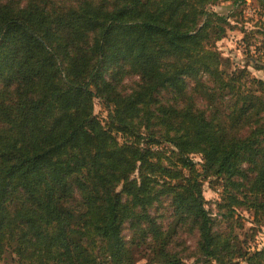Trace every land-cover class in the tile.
Returning <instances> with one entry per match:
<instances>
[{
    "label": "trees",
    "instance_id": "trees-1",
    "mask_svg": "<svg viewBox=\"0 0 264 264\" xmlns=\"http://www.w3.org/2000/svg\"><path fill=\"white\" fill-rule=\"evenodd\" d=\"M247 2L0 0V264H135L149 240L152 263L187 264L182 235L193 264H240L203 184L223 182L225 219H264V80L230 69V15L212 10ZM257 34L264 55V22ZM243 260L264 264V248Z\"/></svg>",
    "mask_w": 264,
    "mask_h": 264
},
{
    "label": "rangeland",
    "instance_id": "rangeland-1",
    "mask_svg": "<svg viewBox=\"0 0 264 264\" xmlns=\"http://www.w3.org/2000/svg\"><path fill=\"white\" fill-rule=\"evenodd\" d=\"M212 10L221 15H230L227 36L217 43V49L225 59L229 60L230 69L247 68L255 78L264 80V69L258 71L253 68L256 61L260 65H264V55L256 51L257 48L262 47L263 41V38L257 34L264 22L263 6L257 1L248 0L247 4H242L235 9H232L231 4L224 3L214 6ZM136 82H138L136 77L126 79L124 82L125 90L130 91L135 87L134 83ZM161 101L164 103L163 99ZM93 111L94 115L106 125L108 112L100 99L94 100ZM159 149H164L171 154V148L168 145H162ZM194 160L198 163V169L201 171L202 158L194 156ZM203 193L207 202V209L214 220L215 232L232 240L234 249H237L242 255L235 262L246 264L243 258L247 253H254L264 248V219H256L253 212L247 207H236L233 217L225 219L226 213L218 206L223 199V182L216 178H209L204 181ZM170 215L167 204L159 205L151 211V216L156 219L157 223L164 226L168 223ZM123 235L130 240L131 231L128 224L125 225ZM176 240V243L180 244L177 251L187 264H193L196 259L193 250L195 247L194 235L178 236V239L174 241ZM158 249L159 244L149 240L140 248L131 249L130 253L135 264H154L151 259L155 257ZM9 259L8 257L6 261L8 262ZM211 264L216 263L212 262Z\"/></svg>",
    "mask_w": 264,
    "mask_h": 264
}]
</instances>
